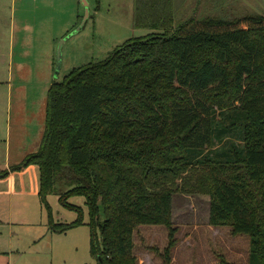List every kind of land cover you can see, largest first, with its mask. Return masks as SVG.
Listing matches in <instances>:
<instances>
[{
  "label": "trees",
  "instance_id": "trees-1",
  "mask_svg": "<svg viewBox=\"0 0 264 264\" xmlns=\"http://www.w3.org/2000/svg\"><path fill=\"white\" fill-rule=\"evenodd\" d=\"M182 6L135 0L151 32L54 81L41 147L12 168H39L50 214L53 193L78 212L50 229L87 224L98 264H139L140 224L169 228L170 261L176 192L208 194L210 222L248 234L251 264H264V15L177 21Z\"/></svg>",
  "mask_w": 264,
  "mask_h": 264
},
{
  "label": "rangeland",
  "instance_id": "rangeland-1",
  "mask_svg": "<svg viewBox=\"0 0 264 264\" xmlns=\"http://www.w3.org/2000/svg\"><path fill=\"white\" fill-rule=\"evenodd\" d=\"M11 2V0H10ZM7 3L4 15L10 35L13 18L14 63L0 64V173L11 172L15 164L37 152L46 127L48 92L54 81H61L74 68L108 57L119 45L151 30L135 24V0H14ZM182 13L177 21L208 14L229 19L242 15H264V0H176ZM78 29V30H77ZM77 30L67 37L69 33ZM62 47V65L57 69V49ZM11 166V167H10ZM7 178H24L27 191L0 195V222L9 221L10 209L16 225L13 244L27 247L28 228L55 222H72L78 212L64 206L55 193L48 196L52 215L33 185H40L39 168L31 165L11 172ZM3 177V178H6ZM18 180L16 186L22 187ZM9 181L6 186H9ZM70 202L88 209L83 196ZM5 221V222H4ZM172 221L176 244L171 260L165 254L169 228L163 224H140L134 231V248L139 264H251V238L234 233L230 224L210 222V196L199 192H176L172 200ZM0 223V247L7 245ZM19 230V232H18ZM6 236V235H4ZM53 264H98L91 254L90 228L87 224L55 235ZM5 241V242H4ZM42 257V256H41ZM34 264H50V254ZM28 258L23 264H31ZM52 262V261H51Z\"/></svg>",
  "mask_w": 264,
  "mask_h": 264
},
{
  "label": "crops",
  "instance_id": "crops-1",
  "mask_svg": "<svg viewBox=\"0 0 264 264\" xmlns=\"http://www.w3.org/2000/svg\"><path fill=\"white\" fill-rule=\"evenodd\" d=\"M10 0H0V64H6V65H13L14 63V38H13V18H11V31L10 35L4 33L1 31V27L3 28V31H5L7 27V20L8 17H13L12 15L6 16L5 13V6L7 3H9ZM11 11H13V5L14 0H11ZM22 162V161H21ZM20 162V163H21ZM18 163V164H20ZM15 164V165H18ZM11 167V166H10ZM24 170V169H23ZM21 170V171H23ZM11 172H15L11 170ZM11 172L9 174H11ZM21 184L22 187H17L16 184L17 181ZM9 181V186H6ZM7 190L13 192H23V193H30L27 191L26 182L24 178H0V195L4 193H9ZM39 184L33 185V194L39 195ZM12 211L10 209L9 213V221L4 224L1 220L0 223H3V228H5L3 231H1V234L3 236V239H8L7 245L3 244L2 247H0V264H23L25 263L26 259L31 258L34 259V261L31 262V264H34L36 262L35 259L44 260L45 254H50V264H53V254L54 252L51 251L53 247L54 237L55 235H61L62 233L54 232L50 229V227L46 226L45 224H41L40 227L34 226L31 228H28L29 232V238L30 240L27 242V247L23 246L22 243L13 244L14 237L16 236V225L13 221ZM5 222V221H4ZM19 232V230H18ZM6 235V236H4ZM4 241V242H5ZM90 241V238H89ZM52 243V247H51ZM52 261V262H51Z\"/></svg>",
  "mask_w": 264,
  "mask_h": 264
},
{
  "label": "water",
  "instance_id": "water-1",
  "mask_svg": "<svg viewBox=\"0 0 264 264\" xmlns=\"http://www.w3.org/2000/svg\"><path fill=\"white\" fill-rule=\"evenodd\" d=\"M77 30L73 31L72 33H69L67 35V37H69L70 35H72L73 33H75ZM67 37L63 38L60 41L59 45H58V49H57V69H56V72H58L60 70L61 65H62V56H63V54H62V47H63V44H64V42H65V40H66ZM100 262L102 264V260Z\"/></svg>",
  "mask_w": 264,
  "mask_h": 264
}]
</instances>
